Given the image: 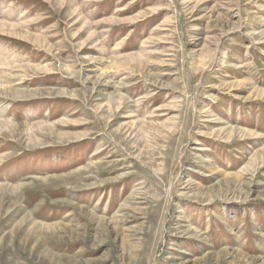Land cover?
Here are the masks:
<instances>
[{
  "label": "rangeland",
  "instance_id": "374dc122",
  "mask_svg": "<svg viewBox=\"0 0 264 264\" xmlns=\"http://www.w3.org/2000/svg\"><path fill=\"white\" fill-rule=\"evenodd\" d=\"M0 20V264H264V0Z\"/></svg>",
  "mask_w": 264,
  "mask_h": 264
},
{
  "label": "bare ground",
  "instance_id": "6f19581e",
  "mask_svg": "<svg viewBox=\"0 0 264 264\" xmlns=\"http://www.w3.org/2000/svg\"><path fill=\"white\" fill-rule=\"evenodd\" d=\"M6 20V19H5ZM8 20V19H7ZM13 22V21H12ZM15 23V22H14ZM19 23V22H18ZM10 26H15L14 24H12V23H7V22H3V20H0V32H6L4 29H6V30H11V29H8V27H10ZM13 29V28H12ZM11 31H13V30H11ZM10 33H12V32H10ZM15 33V32H14ZM79 50L81 51V48H79ZM209 60H208V62H210V60H211V57H212V54L211 55H209ZM68 62V61H67ZM203 63H204V65H205V63H207V62H205V61H203ZM0 64H2L1 62H0ZM69 65H65V63L63 64V68L65 69V71H66V73L67 74H70V75H75V74H77L78 73V69H77V71L76 72H74V71H72L71 70V66L70 67H68ZM60 67H62L61 65H60ZM201 68V67H200ZM203 68H204V66H203ZM63 69V70H64ZM6 82V81H5ZM8 88V87H7ZM15 90V89H14ZM12 91V90H11ZM15 92H17V91H15ZM14 92V93H15ZM94 92V91H93ZM66 93V92H65ZM66 95V94H65ZM77 95V94H76ZM90 105V104H89ZM93 109H94V112H95V115H97V117L100 119V121H102L103 120V122H104V126H106V125H109V121L105 118V117H103L102 116V110H99V107L97 106V107H94L93 106ZM103 124V123H102ZM110 132V131H109ZM111 133V137L114 139V141L115 142H117V143H119L117 140H116V138L113 136V133L112 132H110ZM189 186V185H188ZM186 187V186H185Z\"/></svg>",
  "mask_w": 264,
  "mask_h": 264
}]
</instances>
